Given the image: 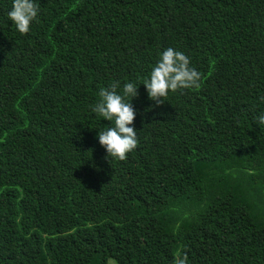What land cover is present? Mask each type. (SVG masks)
Returning <instances> with one entry per match:
<instances>
[{
  "label": "trees",
  "instance_id": "16d2710c",
  "mask_svg": "<svg viewBox=\"0 0 264 264\" xmlns=\"http://www.w3.org/2000/svg\"><path fill=\"white\" fill-rule=\"evenodd\" d=\"M0 0V264H264V0ZM173 48L200 89L155 106ZM132 82L137 147L108 158L91 107ZM120 89H118V92Z\"/></svg>",
  "mask_w": 264,
  "mask_h": 264
},
{
  "label": "clouds",
  "instance_id": "9594fccd",
  "mask_svg": "<svg viewBox=\"0 0 264 264\" xmlns=\"http://www.w3.org/2000/svg\"><path fill=\"white\" fill-rule=\"evenodd\" d=\"M39 11L40 6L35 0H13L7 16L16 30L24 35L30 31ZM190 63V57L171 47L159 54L149 77L142 82L148 99L154 101L155 106L162 105V98H166L170 91L200 89L202 74ZM137 89L132 82L124 83L121 88L119 80L112 81L107 87L100 88L99 99L91 107L93 113L110 122V126L97 132L98 143L108 158L124 161L138 145L137 130L132 126L136 111L131 104V100L138 96ZM260 100L264 102V96ZM255 119L258 125H264V113ZM172 264H188L187 254L177 252Z\"/></svg>",
  "mask_w": 264,
  "mask_h": 264
},
{
  "label": "rangeland",
  "instance_id": "374dc122",
  "mask_svg": "<svg viewBox=\"0 0 264 264\" xmlns=\"http://www.w3.org/2000/svg\"><path fill=\"white\" fill-rule=\"evenodd\" d=\"M109 264H112V261H109Z\"/></svg>",
  "mask_w": 264,
  "mask_h": 264
}]
</instances>
